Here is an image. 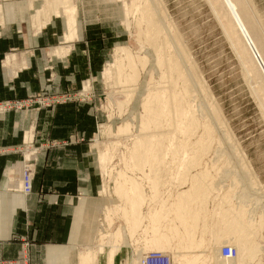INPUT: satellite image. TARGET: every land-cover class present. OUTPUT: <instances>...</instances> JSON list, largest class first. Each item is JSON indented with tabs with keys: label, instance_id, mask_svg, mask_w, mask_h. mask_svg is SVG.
Wrapping results in <instances>:
<instances>
[{
	"label": "bare ground",
	"instance_id": "1",
	"mask_svg": "<svg viewBox=\"0 0 264 264\" xmlns=\"http://www.w3.org/2000/svg\"><path fill=\"white\" fill-rule=\"evenodd\" d=\"M30 1L32 3L35 0H30ZM42 1H43L42 8H40L36 12V16L34 17L35 26L37 25L38 22H41V25H46L52 19L53 16L63 17L64 18L63 20L65 22V26H66V30L68 32L67 33L68 39L69 38L70 39L75 38V36L77 34V30H78V22H77L78 21L77 20L78 8L74 4L75 3L74 0H42ZM131 1H132L131 4H129L126 7V12H127L128 17L134 15L136 18L134 26H133V27H135L134 30L136 32V34H134V35H137V40L143 44V48H151L152 51L154 52V55L156 56L157 68L160 70L159 71L160 75L158 77V81L154 82L155 81L154 80V73L151 72L149 79L146 83V87L143 90L144 99L142 101L143 114L141 115V126H140L139 133L138 134L135 133L136 136H135L134 140L131 141L132 146L130 148L127 147L129 150L126 148L128 150V155L127 156L125 155V157H124L125 164H126L125 168L126 169L129 168L130 171L131 170L134 171L133 173H135V171L137 172L138 170L141 172H144L148 168L149 172L148 171H147L148 173L145 172L146 174L143 177H145V178L147 177L150 182L153 180V188L156 190L159 187H161V185L163 184L162 182H164L165 184L167 183L170 186L168 180H167L168 182H165L163 180L164 178H166V177H163L165 175V172L163 171V169L168 168L169 160H171V162L174 163V165L176 163L175 167H177L176 168L177 171L174 172L175 169H174V171H173V169H171L172 171H167L168 177L169 176H170V178L177 177L178 180L180 178L179 184L181 183V180L183 179L184 183H185V181H187L186 184H188L189 180L187 177L189 176L190 168L199 162L201 163L202 162L201 160H204L203 157L205 156L206 151H207V153L208 152L210 153V151H208V149L210 150L214 145H220L222 142L221 139L218 138L219 136H217V135H219V132H217L216 127H214V123H212V121L210 119L211 116H209L210 118L208 117V114H206L207 115L206 116L204 114L205 112L203 113L202 109H200V111H198L199 109L196 110L197 107H195V105H194V104L197 105V103H194L195 98H197V96L195 97V93H197L199 90H201L202 92L199 91V94L204 93L205 95H203V96L208 97V88L204 84V82H203L204 80L202 81L199 74H198L197 70L199 68L196 69L197 66H195L192 63V61H191L192 56H190L189 52L184 48V45H183V42L181 39V35L178 34L179 32L176 33V31L174 30L173 24H171L169 22L167 23V20H165V16H166L167 12H165L164 9H166V8L161 7L158 0H131ZM207 1H208V3H210V6L212 5L211 6L212 10L214 11V14L217 17L218 22L223 27V31H224L225 35L228 36V37L226 36L227 39H229L228 41H231V44L233 45L232 47H234L233 49L238 54L237 57H239V60L242 63L241 67H243L242 70H244L245 79H247V81L252 83L251 86L253 84L256 85L254 93H255V96L258 97L257 99H259L260 106H262V108L264 109V31H263V27H261V24H260L261 22L259 20L260 18H259L258 12L256 11V9L254 7L253 0H207ZM127 15H126V17H127ZM131 24L132 23L130 21H128L129 28H131V26H132ZM116 52L118 54V57L110 65V67L107 69L106 76L111 77L114 74L116 76L115 78L117 79L118 83L121 86L122 85H124V86L125 85L135 86L137 84V82L140 78V74H141L139 71L138 65L140 64L141 67L143 66L142 68L145 70L146 66H148V64H151V62H152L151 57L147 53H145L143 55H141L140 53L135 54V52L132 51L129 47H124L121 50H120V48H118V49H116ZM113 81H114V79H113ZM113 85H114V83H113ZM124 86H122V88ZM130 88H126V89L129 90ZM253 88H252V90H253ZM126 89H125V91H126ZM131 90H133V88L130 89L129 91L132 92ZM125 91H123V92H125ZM130 92L124 93V94H126L125 99H123V100L118 99L117 100V104H118V107H120V109H122V107H124L127 98L132 96V94H129ZM133 93H134V91H133ZM209 95H211V94H209ZM203 96H201L200 98H202ZM132 97H134V96H132ZM209 98H210V96L207 99H209ZM207 99L205 98V100H207ZM211 101H212V99H211ZM128 102H129V100H128ZM203 102H202V104H203ZM207 103L209 104V100L207 101ZM199 104H201V103H199ZM213 104H214V102L213 103L211 102V104H209L210 105L209 108L212 107ZM200 106L201 105H199V108H200ZM125 107H124V109H125ZM213 108H214V111H213ZM213 108H211L212 112H214V117H215V118L213 117V119H218L220 121V119L222 118L220 109L217 106H214ZM203 109H205V108H203ZM205 111L207 112V109H205ZM209 112H211V110ZM209 119H210V121H209ZM219 121H218V123H219ZM216 123H217V121H216ZM220 123H223V121H221ZM220 123H219V125H220ZM224 123H225V121H224ZM132 126L133 125L130 122H126L122 126H119V132L122 134L128 133L127 135H129L132 133V131H131ZM220 127H219V129H220ZM226 128H227V125H226ZM224 129L225 128L222 126V128L220 130L222 131ZM134 130H135V128H134ZM200 130L202 131L201 134L199 133ZM109 131H110V129H109ZM110 133H111V131H110ZM120 133H119V136L121 135ZM225 133H227V132H225ZM228 134H229V132L227 133V136H228ZM223 135L222 136L220 135V136L223 137ZM125 136H126V134H125ZM129 137L133 138L134 136L129 135L127 138H129ZM225 137H226V134L224 135V138ZM127 138L124 139L125 140L124 142H121V143L119 142V143L122 145H123V143L126 144ZM130 138L128 140H130ZM118 139H119V137H118ZM230 139H232V138H230ZM116 140H115V142H116ZM128 140H127V142H128ZM233 140L234 139H232V141ZM118 141H121V140L119 139ZM227 141H229V139H227ZM232 141H230V142H232ZM112 142L115 143L114 141H112ZM128 143H127V145H129ZM230 144H229V146H230ZM233 145L235 147L236 144H233ZM220 146L222 147V144ZM238 148H240V147L238 146ZM231 149H233V151H235L234 148H231ZM110 150L111 149L108 146V147H106V150L102 151V153H101V160L102 161L105 162L106 158L109 156L108 153ZM239 151H241V150H239ZM243 153L242 152L236 153V156H237L236 159L238 158V163L241 166H243V167L245 166V168H247V167H249V165H248L246 158L244 156L245 153L244 154ZM223 158H222V160H223ZM226 158L227 157H225L224 159H226ZM213 160H212V162H213ZM122 161H123V159H122ZM225 161L226 160H224V162ZM230 161H232V160H230ZM220 162H221V159H220ZM238 163H237V165H238ZM199 164H197V165H199ZM205 164H206V161H205ZM229 164H227V165H229ZM209 165H211V164H208V166ZM203 166H204V163H203L202 167ZM243 167H242V169H243ZM196 168H198V167H196ZM212 168L208 167L209 170ZM222 168H221V170H222ZM251 168H249L246 171V176L255 178V175L252 173ZM205 169H207V167ZM208 169L206 171L203 170L204 172H201L199 174L195 173L196 175L190 174L193 177V178H191L193 180L192 181L190 180L192 182V185L190 184L191 187L188 186L189 190L187 189L188 191H185V192L183 191V194L180 193L181 196L177 195V193H176L177 197L180 196L182 199H180V201L178 200L179 202L175 204L176 207H173V208H176L175 209L176 213H173V214L174 215L177 214V220L179 221V225L180 224L182 225L181 229L183 230L182 231L183 234L182 235L177 234V235L179 237L181 236L182 243L179 244L180 245L179 249H182L183 252L181 254L180 253L174 254L175 255V258H174L175 264H197L199 262H202V260H203V263H208V264H244L245 261L250 262L252 259L256 258V257H254V255L257 253V251H261V244L259 245L258 242H256V243L254 242V244H253L252 240H250L251 237L256 236V238L258 237L259 239H260V237L264 238V212L260 213V216H259L256 214V211L254 210V208H251V210L246 209L249 207V204H251L253 207V205H255L254 201H259V203L263 201L262 196H260L258 194L259 191L256 190L257 189L256 188L257 187V181L254 184L253 183L250 184V182H249V184H247L245 182L244 186H242L241 181L239 184V182L233 180L232 183L229 185L230 189L229 188L227 189V187H226V190H228L227 192L230 193L231 196H227V193H225L226 195L224 193H222L221 195L224 194L226 199L223 201L222 199L224 198V196H223V198L221 197L222 199L221 198L220 199L223 202H220V200H219V205L217 203L215 211L213 208L215 215L214 216L212 215V217H211L212 220L214 218H219V219H216L215 223H214V220L213 221L211 220V224H212L211 225L210 221L208 222V218H206V217H208L207 216L208 213L206 211L209 210L208 205L210 203L208 200V197L211 196V195L210 196H208V195L211 193H216L215 195H217V193L220 194V192H222V188L225 186V183H224L225 181L224 180L221 181V179L219 178L221 182H219L217 180L215 182V180H213L215 178L214 176H213L214 178L211 179L214 182H210L209 181L210 179L207 180L209 177H212L211 176L212 173L210 174L209 172H211L213 170L212 169L211 171H209ZM216 169L218 170L219 168H216ZM245 170L246 169H244V171ZM126 171H128V170H126ZM126 171L119 173L118 179L116 181L117 186L115 189V194L120 198L121 203L125 204L124 208H122V209H124V211L121 210L124 212V213H122V216L123 217L125 216V220L127 222V225L128 224L131 225L130 226L131 228L130 227L129 228L133 234L134 232H136V230L139 227H140V229L143 230L144 226H143V228H141V226H142L141 223H143V221L146 222L145 218H148L147 216H149L150 214L147 215L146 217H145L146 213L144 215L142 214L143 213L142 207L144 208L146 206V205L143 206V202H144V199L147 197V196L145 197L143 195V190H144L143 185L144 184L141 183L140 181H138L136 178H134V176L128 177ZM214 171H216V170H214ZM193 172H195V171H193ZM216 172H218V171H216ZM174 173H175V175H174ZM194 175H195V177H194ZM218 176H216V177H218ZM256 176H257V174H256ZM161 177L163 179H160ZM236 177H238V176H236ZM177 178H176V180H177ZM157 179L159 181H157ZM205 180H207L209 182H206ZM253 180L254 179H252V181ZM173 181L174 180H172V182ZM142 182H144V181H142ZM170 183H171V181H170ZM165 184H163L164 187H165ZM171 186H173V185H171ZM183 186H185V185H183ZM164 187L162 186V188H164ZM245 188L252 194L249 196H246V194H249V193L245 194L244 193L245 191H242V190H245ZM173 189H174V187H173ZM180 189H181V187H180ZM260 190H262V189H260ZM172 191H174V190H172ZM179 191H181V190H179ZM177 192H178V190H177ZM219 194H218V199L221 196V195L219 196ZM153 195H154V193H153ZM172 196H174V193ZM213 196H214V194H213ZM213 196H211L212 200H213ZM149 197H150V195H149ZM158 197H155V199ZM215 198L217 200V196ZM172 199H174V198L172 197ZM234 199H235V201H234ZM171 200L167 199V201H165V206ZM172 201H173L172 203H174V200H172ZM214 202L216 203V201H214ZM214 202H212V203H214ZM171 204L170 205L167 204V205H169V207H170ZM193 205H194L193 208H195V206H197V207H199L200 210L195 208V210H197V212L195 210L192 211ZM227 205H229V207H226ZM165 206H163L161 208L159 206L158 211H160V212H154V213L151 212V213H153L152 215H150L151 221L150 220L149 221L151 223L146 224V225L149 226V225L153 224L154 226H156L155 224H159L161 221H163V222L166 221L167 218L170 216L169 214H172V212L174 210L169 209V211H163ZM217 206H219V207L217 208ZM108 208L110 209V207H108ZM171 208H172V206H171ZM118 209H119V207H118ZM155 209H154V211H155ZM165 209H167V208H165ZM111 212H113V211H111ZM192 212H195V213H192ZM209 212H210V210H209ZM108 213H110V212H108ZM109 216L110 215L107 216L108 219L111 217V216L110 217ZM205 219H207L206 221L208 222L207 223L208 226H206V221H203ZM113 220L111 219V221H113ZM201 221H203V223L205 222L204 223L205 226H203L205 230L203 233L208 234V237H209L210 233H208L206 231L211 232V234H212L211 236H212L213 240L209 239L207 237V235L206 236L203 235L204 237L199 236V233H201V232H199L200 231V224H202V223H200ZM110 223H112V222H110ZM143 225H145V224H143ZM179 225L177 226L178 228H180ZM163 226H165V225H163ZM163 226L162 227L160 226V227L163 228ZM171 227H173V226H171ZM252 227L254 229H252ZM145 228H147V227H145ZM202 230H203V228H202ZM139 231H141V230H139ZM147 231H145V232H147ZM163 231L164 230H162V233H163ZM149 235H150V233H149ZM114 236H115L116 243L114 244L113 249L110 251V254H109L110 259L113 257L115 252H117V250L121 247V244L124 240V235H123L122 229L119 228L117 230V232L114 234ZM145 236H148V235L146 234ZM205 237H207L209 239V240L208 239L207 240L211 241V242L209 243L207 240H206V242L205 241L203 242L202 238L206 239ZM197 238L198 239L200 238L201 242H197L198 241ZM229 239H230L229 243H231V241H232L233 244L231 243V245H233V246H231L229 244H225V245H229L230 247L235 248L236 253L232 257H225L221 253V247L223 246V244L225 242H228L227 240H229ZM262 243H264V242H262ZM209 245L212 246L211 247L212 250L210 252L207 251ZM263 245H262V247L264 248ZM146 246H148V245H146ZM204 246H207V247L204 248V251H200V250H202V247H204ZM140 248L142 249V247H140ZM205 249H206V251H205ZM139 251H141V250H139ZM139 251L137 250L138 253H139ZM100 252H101V249H100ZM143 252H145V251H143ZM205 252H207L208 256L207 257L205 256L206 258L203 257L204 258L203 259L202 256H203V254H205ZM138 253H136V254H138ZM173 253H176L175 250ZM96 254H97V252H96ZM96 254L89 248L85 249L81 253L82 264H91V262L93 261ZM141 254H143V253H141ZM141 254H139V255H141ZM26 255L28 257V264H29L30 257H29V254L26 253ZM139 255H138V257H139ZM174 255H173V257H174ZM219 255L223 258L219 257ZM146 257L147 256L145 255L143 257L142 261H140L141 264H146L145 263ZM182 258H184V261H181ZM140 260H141V257H140ZM17 264H19V263H17Z\"/></svg>",
	"mask_w": 264,
	"mask_h": 264
},
{
	"label": "rangeland",
	"instance_id": "2",
	"mask_svg": "<svg viewBox=\"0 0 264 264\" xmlns=\"http://www.w3.org/2000/svg\"><path fill=\"white\" fill-rule=\"evenodd\" d=\"M158 1L160 3L161 7L166 8V9H164L165 12H167L166 16H165V20H167V23L169 22V23L173 24L174 26L173 25L172 26L174 27V30L176 31V33L179 32L178 34L181 35V39H182L184 48L189 52L190 56H192L191 61L195 66H197L196 69L199 68L197 70L198 74H199L201 80L202 81L204 80L203 82L206 85V87L208 88V97L210 96L212 101L210 98L207 99L208 98L207 96L206 97L203 96V95H205L204 93H202V94L200 93L201 94L200 95L199 91H201V90L198 89L199 91L197 93H195V97L197 96V98H195V102H194V103H197V105L196 104H194V105H195V107H197L196 110L199 109L198 111H200V109H202L203 113L205 112L204 113L205 115L208 114V117L211 116V118L210 117L209 118L211 119L212 123H214V127H216L217 132H219V135H217V136H219L218 138L221 139V141H222L221 142L222 147L220 146L221 144L220 145H214L215 147L213 146L210 150L208 149V151H210V153L209 152L207 153V151H206V154L203 157L204 160H201L204 163L203 167H202L203 163L201 162L202 163L201 164L199 162L200 164L197 163L199 165L195 164L190 168V171H191V172L189 171L190 177L189 176L187 177L189 180L188 181L189 185L186 184L187 181H185V183H184L183 179L181 180V183H180L181 185H180L179 184L180 178L178 180V178L174 177V176H173L174 178H170V176L168 177L167 171H172L171 169H173V171L175 169L174 172L177 171L176 170L177 167H175L176 163L174 165V163H172L171 160H169L168 168L163 169V171L165 172V175L163 177H166V178H164V179L162 177L160 178V179H163L165 182L169 181L170 186L167 183L165 184L164 182H162L163 184H165V187L162 184L161 187H159L156 190L153 188V180L150 182L147 177L146 178L143 177L146 173L149 172L148 168L144 172H141L138 170L137 172L135 171V173H133L134 171H132V170L130 171L129 168L126 169L124 157H125V155L126 156L128 155V150H129L128 148H130L132 146L131 141L134 140V138L136 136L135 133L136 134L139 133L140 126H141V115L143 114L142 101L144 99L143 90L146 87V83L149 79L151 72L154 73V80H155L154 82L158 81V77L160 75V72H159L160 70L157 68V64H156V56L154 55V52L152 51L151 48H143V44L137 40V35H134V34H136V32L134 30L135 27H133V26H134L136 18L134 15L128 17L127 12H126V7L129 4H131V2H132L131 0H74V2H75L74 4L78 8V18H77L78 27H81L83 30L85 29L86 32L87 31L93 32V33L99 32V34L105 33L109 39L107 42V45H108L107 51H105V53L103 55V59H104L103 61L104 62L103 61L99 62V65H101L100 69L98 71H95L96 73L95 72L93 73L92 79L91 78L84 79V81H86L84 83V86L80 87L78 90L74 91L73 93H67L69 96L68 100H70L71 98L72 99H78V101H79V99H82V101L83 100L86 101L88 99H91V103H92L93 107L96 109L97 117H98V123L95 126L93 133H91V136L89 137V139H85V138L83 139L82 138V140H87L91 144V146L93 147L92 151H93L94 156L96 158V165L98 167V172H99V176H100V187H99L100 197H99L98 205L96 204V207L98 206L96 209L97 216H96L95 220L92 222L90 230L89 231L87 230V232L85 233V242L83 241L84 243H83L82 247L80 248L82 251L89 248L95 254L97 252V254L95 255L93 262L91 264H101V262H102V264H141L140 261H142L143 257L145 255L147 256L149 254V252H160L162 255H166L168 257L169 262L171 264H175V260H174L175 255L174 254H179V253L181 254L183 252L182 249H179V246H180L179 244L182 243L181 236L179 237L177 235V234L182 235L183 230L181 229L182 225L181 224L179 225V221L177 220V214H175V215L173 214V213H176L175 212L176 208H173V207H176L175 204L178 203L180 201V199H182L180 196H181V194H183V191L184 192L188 191L189 187H191L190 184L192 185L191 181L193 180V179H191V178H193L191 175H193L195 173L199 174L201 172H204L208 169V167L209 168L213 167L212 168L213 170L208 169L209 171L212 170L211 172H209L210 174L212 173L211 174L212 177H209L207 180L210 179L209 180L210 182H214L213 180H215V182H216V180L219 182H221L222 180L225 181L224 182L225 186L222 188V192H220V194L217 193V195H215L216 193H211L208 195V196H210V195L213 196V194H214L215 197L217 196V200L213 196V200L216 201V203L212 200L211 196L210 197L207 196L208 200L210 202L208 205V209L210 210V212L207 209L208 211H206V212L208 213V215H207L208 217H206V218H208V222L210 221V224H211V220H212V218H211L212 215L213 216L215 215L214 211H215L217 203L219 205V200H220V202H223L226 199L225 193H227V196H231L230 193L227 192L228 190H226V187L228 189L229 185L232 183L233 180L239 182V184L241 181L242 186H244L245 182L247 184H249V182H250V184H252V183L254 184L257 181V187H256L257 189L256 188L255 189L257 191H259L258 194L260 196H262L263 201L260 203H259V201H254L255 205H253V207H252V205L249 204V207L246 209L251 210V208H254V210L256 211V214L259 216H260V213L264 212V198H263L264 197V109L262 108V106H260L259 99H257L258 97L255 96L254 92H255L256 85L253 84L254 85V86L252 85L254 87L253 88L251 86L252 83H250L249 81H247V79H245L244 70H242L243 67H241L242 63L239 60V57H237L238 54L233 49L234 47H232L233 45L231 44V41H228L229 40V39H227L228 36L225 35V33L223 31V27L218 22V19H217L216 15L214 14V11L212 10V7H211L212 5L210 6V3H208L207 0H158ZM39 2H40V5L34 7V13H33L34 15H36L37 9H39L43 4L42 0H39ZM253 2H254L253 3L254 7H255L256 11L258 12V15L260 18L259 20L261 22L260 23L261 27H263V31H264V0H253ZM126 15H127V17H126ZM54 17H58V16H53L52 19ZM62 19H64V18L62 17ZM33 20H34V18H33ZM128 21H130L132 23L131 28H129V26H128ZM67 33L68 32L66 30V34ZM66 40H72V39H70V38L68 39V36H67ZM124 47H129L132 51L135 52V54L140 53L141 55H143V54L147 53L151 57L152 62H151V64H148V66H146L145 70L142 68L143 66L141 67V65L139 64L138 68H139V71L141 74H140V78H139L137 84L135 86H131V85L130 86H128V85L124 86V85H122V86H124L122 88V86L118 83L117 79L115 78L116 76L114 74L111 77L106 76V74H107V69L110 67V65L118 57L116 49L120 48V50H121ZM101 62H103V63H101ZM113 79H114V81H113ZM113 83H114V85H113ZM125 87L126 88L131 87L130 89L133 88V90H131L132 92L129 91L130 89L128 90ZM252 88H253V90H252ZM125 89H126V91H125ZM123 91H125L127 93L130 92L129 94H132V96H134V97H132V96L128 97L129 99L127 98L125 105H124V107L126 106L125 109H124V107H122V109H120V107H118L117 100L118 99L123 100L126 98L125 97L126 94H124L125 92H123ZM133 91H134V93H133ZM209 94H211V95H209ZM201 96H203L202 98L204 100L202 98H200ZM205 98L207 100H205ZM128 100H129V102H128ZM200 100L202 102L204 101L203 104ZM208 100H209V104H211V102L212 103L214 102V104L210 108H209L210 105L207 103ZM199 103H201V104H199ZM53 104H55V103H53ZM53 104H51V105H53ZM199 105H201L200 108H199ZM214 106H217L221 111V117L222 118L220 119V121L218 119H213L214 112H212L211 108H213ZM203 108L207 109V112ZM210 110L212 113L209 112ZM213 111H214V108H213ZM210 119H209V121H210ZM216 121H217V123H218V121H219V123L221 121H223V123H224V121H225V123L224 124L220 123V125H219V123L217 124ZM126 122H130L133 125L132 130H131L132 133L130 132L131 134H129V135L134 136V137L133 138L129 137L130 140H128L129 138H127L129 136V135H127L128 133H125L126 134V136H125V134H122L119 132V126H122ZM221 125L226 129V130L224 129L225 131L220 130L222 128ZM226 125H227V128H226ZM133 127L135 128V130ZM219 127H220V129H219ZM109 129H110L111 133H110ZM225 132H227V133L229 132L228 136H227V133H225ZM119 133L121 134L120 135L121 137L119 136ZM199 133L201 134L202 131L200 130ZM224 133L226 134L225 138H224V135H225ZM220 135L221 136L223 135V137H221ZM118 137L121 141H118L119 140ZM126 138H127L129 143L126 140V144H124V143H123V145L120 144L121 142H124L125 141L124 139H126ZM230 138H232L234 140L232 141V139H230ZM33 139H34V131L32 133H28L26 135L25 142L27 144L31 143L33 141ZM227 139H229V141H227ZM115 140H116V142H115ZM112 141H114L115 143H113ZM230 141H232V142H230ZM127 143L129 145H127ZM229 144H230V146H229ZM233 144H236L235 147ZM108 146L110 147L111 150L108 153L109 156L106 158V160L104 162L100 159V154L102 153L103 150H106V147H108ZM238 146L240 148H238ZM214 148L215 149L217 148L218 150L217 149L215 150ZM231 148H234L235 151H233V149H231ZM239 150H241V151H239ZM238 152H242V153L244 152L245 153V154L244 153L243 154L246 158V161H247L249 167L245 168V166L243 167L238 163V158L236 159V157H237L236 153H238ZM221 157L222 158L227 157V158L226 159L223 158V160H222ZM122 159H123V161H122ZM220 159H221V162H220ZM212 160H213V162H212ZM224 160H226V161L224 162ZM230 160H232V161H230ZM205 161H206V164H205ZM226 163L227 164L230 163L229 164L230 166L227 165ZM237 163H238V165H237ZM208 164H211V165L208 166ZM196 167H198V168H196ZM206 167H207V169H205ZM242 167H243V169H242ZM23 168H24V164L22 167L21 175L23 173ZM216 168H219V169L217 170ZM221 168H222V170H221ZM249 168L252 169V173L255 175V178L246 176V171ZM244 169H246V170L244 171ZM126 170H128V171H126ZM214 170L218 171L219 173L221 172V173L219 174L218 172H216ZM124 171H126L128 177L134 176V178H136L138 181H140L141 183L144 184L143 188L145 191L143 190V195L145 197L146 196L147 197L146 198L144 197L145 199L143 202V206L144 205H146V206L144 208L142 207V210H143L142 214L144 215L146 213L145 217L149 214L152 215L154 212H160V211H158L159 206H160V208L165 206V201H167V199L171 200L172 197L174 198V199H172V200H174V203H172L173 202L172 200L169 203L166 202L169 205L172 203L171 204L172 208H171V206L169 207V205L166 204L164 209L165 208H167V209H165V210L163 209V211H169V209L174 210L172 212V214L174 216L172 214H169L170 216L167 218L166 221H164V222L161 221L159 224H155L157 227L154 226L153 224H151L149 226L146 225V224L151 223L150 222L151 221L150 215L147 216L148 218L144 217L146 222L143 221V223H141L142 226L140 225L141 228H143V226H144L143 230L140 229V227H139L137 230L138 231L141 230V231L138 232L136 230V232H134L132 234V232L130 230L131 225L128 224L129 225L128 226L127 222L125 220V216L124 217L122 216V213H124L123 212L124 209H122V208H124L125 204L124 203L122 204L120 198L115 194V189L117 186L116 181L118 179L119 173L124 172ZM193 171H195V172H193ZM256 174H257V176H256ZM174 175H175V173H174ZM195 175H194V177H195ZM233 175L234 176L236 175L238 177H236V176L234 177ZM216 176H218V177H216ZM141 178L142 179L144 178V179L142 180ZM176 178H177V180H176ZM219 178L221 179V181ZM158 179H157V181H159ZM211 179H213V180H211ZM252 179H254V180L252 181ZM172 180H174V181L172 182ZM207 180H205V181L209 182ZM142 181H144V182H142ZM170 181L172 184L170 183ZM20 184L21 183H19L17 185H20ZM171 185H173V186H171ZM183 185H185V186H183ZM162 186L164 188H162ZM173 187H174V189H173ZM180 187H181V189H180ZM260 189H262V190H260ZM170 190L171 191L174 190V191L171 192ZM177 190H178V192H177ZM179 190H181L182 192ZM242 191H245L244 192L245 194L249 193V194H246V196H249L252 194L246 188H245V190H242ZM153 193H154V195H153ZM173 193H174V196H172ZM176 193H177V195H180V196H178L179 198L177 197ZM222 193H224L225 195L224 194L221 195ZM218 194H219V196L221 195L219 197V199H218ZM149 195H150V197H149ZM223 196H224V198H223ZM155 197H158V198L155 199ZM158 201L159 202L161 201L160 202L161 204ZM234 201H235V199H234ZM212 202H214V203H212ZM229 205H227L226 207H229ZM108 207H110V209ZM118 207H119V209H118ZM193 207H194V205L192 206V208ZM218 207L219 206H217V208ZM195 208L199 209V207H197V206H195ZM195 208H193L192 211H194ZM213 208H214V211H213ZM154 209H155V211H154ZM121 210H123V211H121ZM111 211H113V212H111ZM195 211L197 212V210H195ZM108 212H110V213H108ZM151 212H153V213H151ZM192 213H195V212H192ZM108 215H110L111 217L113 216L112 218L110 216L109 217L112 220L113 219L114 220L111 221L110 218L108 219V217H107ZM216 219H219V218H214L213 219L214 223L216 222ZM206 220L207 219H205L203 221H206ZM203 221L200 222L202 224H200V231L199 232H201V233H199V236L204 237L207 235V237H208V234L203 233L205 230L203 227V226H205V224H204L205 222L203 223ZM110 222H112V223H110ZM208 222L206 221V226H208L207 225ZM143 224H145V225H143ZM163 225H165V226H163ZM178 225L180 228L177 227ZM160 226L161 227L163 226V228H161ZM171 226H173L174 228ZM145 227H147V228H145ZM201 227L203 228V230ZM87 228H89V224H87ZM119 228L122 229V232L124 235V240L121 244V247L117 250V252H115L113 257L110 259L109 258L110 251L113 249L114 244L116 243L114 234L117 232V230ZM161 229L164 230L163 233H162ZM252 229H254V228L252 227ZM145 231H147V232H145ZM206 232L210 233L208 238L212 239L211 232H209V231H206ZM149 233L152 237L149 235ZM146 234L149 237L145 236ZM207 237H205L206 239L202 238V241L206 242V240L208 239ZM199 239L197 238L198 241L197 240L196 241L201 242V239L200 240ZM250 240H252L253 244H254V242L255 243L258 242L259 245L261 244V251H257V253L254 255V257H256V258L253 257L254 259H252L250 262L245 261L244 264H249V263L250 264H264V248L262 247V245L264 244V243H262V242H264V238L260 237V239H259L258 237L256 238V236H253V237H251ZM227 241L228 242H225V244L231 245L232 241H231V243H229L230 239ZM208 242L210 243L211 241H208ZM145 244L148 246H146ZM225 244H223V245H225ZM24 245L25 244H21L20 248L22 249V247ZM31 246L32 245L27 246L28 250ZM231 246H233V245H231ZM140 247H142V249ZM147 247L148 248L150 247V248L148 249ZM206 247L207 246L202 247V250H200V251H204V248H206ZM211 247L212 246L209 245L207 251L210 252L212 250ZM100 249H101V252H100ZM137 250L138 251L141 250L142 252L139 251V253H138ZM174 250L176 253H173ZM143 251H145V252H143ZM205 251H206V249H205ZM140 252L143 254H141ZM136 253H138V254H136ZM139 254H141V255H139ZM172 254L174 255V257ZM206 254H207V252H205V254H203L202 258L203 257L206 258L208 256V254L207 255ZM138 255H139V257H138ZM140 257H141V260H140ZM219 257H221V256L219 255ZM221 258H223V257H221ZM181 261H184V258H182ZM197 264H208V263H203V260H202V262H199Z\"/></svg>",
	"mask_w": 264,
	"mask_h": 264
},
{
	"label": "crops",
	"instance_id": "3",
	"mask_svg": "<svg viewBox=\"0 0 264 264\" xmlns=\"http://www.w3.org/2000/svg\"><path fill=\"white\" fill-rule=\"evenodd\" d=\"M39 5V0H0V101L26 102L0 112V259L18 257L28 241L30 264H82L80 248L100 197L93 147L82 138L93 133L97 112L91 99L40 108L29 99L84 86L100 69L109 39L78 27L75 38L66 40L62 17L35 26ZM26 157L36 168L30 193H23Z\"/></svg>",
	"mask_w": 264,
	"mask_h": 264
},
{
	"label": "built area",
	"instance_id": "4",
	"mask_svg": "<svg viewBox=\"0 0 264 264\" xmlns=\"http://www.w3.org/2000/svg\"><path fill=\"white\" fill-rule=\"evenodd\" d=\"M32 99V100H30ZM29 99V102L32 103H38L40 106H50L53 103L56 102H62L67 101L69 99V96L67 94L62 95H54V96H42L37 95L35 97H31ZM26 105L25 101H12V100H4L0 101V112L9 111L13 108H21ZM24 168H23V181L25 182V191L23 193H30L33 190V180L36 173V168L34 166V163L30 157H27V159L24 160ZM23 244H25L22 249L19 251L18 257L14 259H0V264H28V257L26 253L28 254V247L29 242L25 241ZM221 253L225 257H232L235 255L236 250L233 247H230L229 245H223L221 247ZM146 264H170L169 259L166 255H162L160 252H149L145 259ZM30 264V261H29Z\"/></svg>",
	"mask_w": 264,
	"mask_h": 264
}]
</instances>
